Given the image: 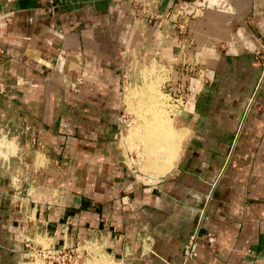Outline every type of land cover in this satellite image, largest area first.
Wrapping results in <instances>:
<instances>
[{"label":"crops","instance_id":"1","mask_svg":"<svg viewBox=\"0 0 264 264\" xmlns=\"http://www.w3.org/2000/svg\"><path fill=\"white\" fill-rule=\"evenodd\" d=\"M156 1L149 20L128 0H0V123L18 138L0 161V264H30L29 235L97 243L115 264H264V0ZM146 68L178 105L174 127L159 113L169 161L132 134L145 119L129 129L140 175L117 114L123 74Z\"/></svg>","mask_w":264,"mask_h":264},{"label":"rangeland","instance_id":"2","mask_svg":"<svg viewBox=\"0 0 264 264\" xmlns=\"http://www.w3.org/2000/svg\"><path fill=\"white\" fill-rule=\"evenodd\" d=\"M146 70V72L144 70V73H141L139 76H137V74L133 77H130L128 74L126 75L129 77L127 80H125L126 82L124 83L121 90V107L117 114L118 124L121 129L117 140L118 145L123 153V160L126 161V163L140 175L152 171L150 169L144 168V161L137 156L135 148L140 145L136 144L137 146L135 145V147L131 145L129 146L130 140L128 139L127 141L125 139L128 136L129 129L135 124V121L139 123L148 118H153L161 122L164 119L161 118L160 114L165 117L169 116L171 118V125L174 127L171 113L173 112L175 106L172 105L171 98L169 95H167V90L165 87L162 88L164 74L156 68L154 70L146 68ZM141 84L143 85L138 87ZM151 84L156 85L150 87ZM130 89H135L133 91V97L129 102L127 100L124 101V94ZM143 91L145 92V95L143 94ZM165 93L166 96H164ZM143 115H145L146 118H143ZM162 122L165 123V121ZM153 125L156 127L158 123L156 122ZM8 128V126L2 125L0 123V161L5 160L11 154H14L18 146V138H14L15 134L8 130ZM133 143L134 140L132 139L130 144ZM28 239L38 242L42 246H46L49 243V240L46 237H31L29 235ZM50 244H48V246H52ZM83 244L85 245H79L76 249L73 248L71 250H65L62 253L53 255L46 254L48 256L46 261H50L54 264H115L111 259H108L104 256V252L97 243L85 242ZM38 250L39 249L37 246L34 247V251ZM29 258L30 264L31 262L34 264H44L40 257L33 256L32 259L31 257Z\"/></svg>","mask_w":264,"mask_h":264},{"label":"built area","instance_id":"3","mask_svg":"<svg viewBox=\"0 0 264 264\" xmlns=\"http://www.w3.org/2000/svg\"><path fill=\"white\" fill-rule=\"evenodd\" d=\"M131 7L133 9H135L137 11L138 14L141 15H147L148 19L151 20L153 19V10L155 9L156 5H157V1L156 0H128ZM180 10L178 8H176L175 10H168L165 13V17H167L170 21L172 20L173 22H175V27H176V32L178 34V48L180 51H183L185 45L187 43H189V40L186 38L187 35V31H188V26H187V19H185L184 16H182L179 20L178 19V15H180ZM2 53V49L0 48V54ZM254 61L257 62L260 65V77L264 76V45L260 48L259 53H257L254 56ZM128 77L123 74V81L124 83L126 82L125 80H127ZM81 79L80 77H77L74 81V83L72 84V90L77 91V86L80 84ZM164 82V80H163ZM162 82V84H163ZM163 88V87H162ZM166 94V93H165ZM167 95H169V97L171 98V102L172 105L176 106L178 105L176 99L178 98H174L173 95H171L170 93L167 92ZM250 104H252L251 99H249L246 103V108L248 106H250ZM174 108V109H175ZM173 109V110H174ZM122 116V115H121ZM27 129V127H24L23 130L25 131ZM200 210H202V208H200ZM206 240L211 243L213 242V236L211 234H207L206 235ZM35 241H31L30 239L26 238L24 241V247L27 249V253L28 256L32 257L33 256H37L40 257L44 264H54L50 261H46V259L48 258V256L46 254H57V253H62L65 250H71L73 248H77L79 245L84 246L85 242H82L81 244H75V245H62L60 247H54L52 246H48V243L46 246H42L41 244H39L38 242ZM51 245V244H50ZM38 247V251H34V247ZM195 249V242H194V234L190 235L186 244L183 246L182 252H180L179 254L176 255V258H187V257H191L192 255L195 254L194 252ZM30 259V258H29Z\"/></svg>","mask_w":264,"mask_h":264},{"label":"bare ground","instance_id":"4","mask_svg":"<svg viewBox=\"0 0 264 264\" xmlns=\"http://www.w3.org/2000/svg\"><path fill=\"white\" fill-rule=\"evenodd\" d=\"M150 87H152V85ZM134 90L135 89H130L129 91H127L128 93H127L125 99L128 102L131 101V99L133 97V91ZM138 94H140V93H138ZM143 94L145 95L144 91H143ZM145 121H148V122H145V125L143 127L137 126L134 129L135 133H132V134L137 135L136 137L139 138V139H137V140H139L138 142L143 144L144 152L149 156L150 159H157L159 157V155L160 156L164 155L163 157H166V159H168L166 161L171 160L173 158V152H174L173 151L174 150V144L172 141L174 139V133L171 130H169L170 128L169 129L167 128V122L165 121V123H163L162 121H164V120H162L160 122L159 120H155L153 118H148ZM156 122L158 123V125L156 127H154L153 124H155ZM159 131L160 132L162 131L163 135L161 137H158ZM164 134L167 135V138H166V135H164ZM169 135H170V137H169ZM134 137H135V135H134ZM132 138H130V140ZM127 139H129V137ZM135 142H136V140H135ZM174 142H175V140H174ZM167 164H170V163L167 162Z\"/></svg>","mask_w":264,"mask_h":264}]
</instances>
